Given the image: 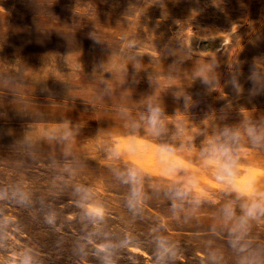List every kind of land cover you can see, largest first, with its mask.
Wrapping results in <instances>:
<instances>
[{
    "label": "rangeland",
    "instance_id": "rangeland-1",
    "mask_svg": "<svg viewBox=\"0 0 264 264\" xmlns=\"http://www.w3.org/2000/svg\"><path fill=\"white\" fill-rule=\"evenodd\" d=\"M212 39L221 42L217 49L200 47ZM149 104L163 111L162 141L192 145L179 155L201 173L197 191L207 203L187 222L173 219L169 201L148 187L168 182L154 140L137 141L152 144L143 157L118 161L107 153L110 145L128 147L129 125ZM262 115L264 0H0V187L22 186L32 198L27 208L0 202V264L25 247L40 264H98L91 253L73 254L89 231L78 218V185L92 187L106 206L104 235L134 236L117 264H154L153 238L162 231L180 249L176 264H207L209 246L222 264H236L225 236L211 232L225 197L194 157L202 132ZM61 123L73 130L67 144L43 135ZM241 156V181L264 182V151L242 146ZM129 162L150 178L135 217L113 174ZM48 212L58 216L54 227L43 221ZM248 240L264 251V222L252 223Z\"/></svg>",
    "mask_w": 264,
    "mask_h": 264
},
{
    "label": "clouds",
    "instance_id": "clouds-1",
    "mask_svg": "<svg viewBox=\"0 0 264 264\" xmlns=\"http://www.w3.org/2000/svg\"><path fill=\"white\" fill-rule=\"evenodd\" d=\"M257 59L259 58H253L254 61ZM204 71L200 69L197 75ZM141 129L143 135L140 134ZM166 132L162 109L149 104L142 121L129 125L125 136L131 141L128 147L121 152L110 145L107 153L118 161L125 157H143L150 151L152 144L146 143L141 146L137 141L142 140L144 135L154 140L156 149L154 159L161 175L168 178V182L166 184L152 182L148 187L153 195L158 197L162 195L169 201L173 219L187 222L207 203L204 196L197 191L200 187L201 173L187 169L179 155L185 147L190 149L192 145L162 141L161 137ZM180 132L182 129L178 128L177 134ZM201 134L204 135V139L194 159L219 186L225 197L218 208L211 232L214 235L225 236L228 246L237 256L236 264H264V251L254 249L248 240L252 223L264 222V182L241 181L244 175L241 171V165L244 163L241 147L264 151V115L259 120H244L240 127L224 125L222 128L214 127L210 133L205 131ZM43 135L50 141L67 144L73 138V130L68 123H61L45 131ZM113 174L115 179L127 188L125 208L134 217L142 215L149 198L145 185L150 179L144 168L129 162L122 168L114 169ZM75 193L78 198L76 201L78 218L88 226L89 231L75 244L73 254L80 260L91 253L98 264H117L120 252L133 247L134 236L129 232H124L122 239L104 235L103 229L108 215L104 203L98 199L92 187L78 185ZM31 199V194L22 186L0 187V202L14 200L17 206L27 208L31 206ZM57 220L55 212L43 215L44 223L50 227L56 226ZM4 226L5 221L0 217V229ZM164 232L154 235L153 238L151 254L154 264H176L180 249ZM0 250H4L2 244ZM204 255L207 264H222L223 254L219 250L209 246ZM9 264H40V261L38 253L33 248L25 247L16 250Z\"/></svg>",
    "mask_w": 264,
    "mask_h": 264
},
{
    "label": "bare ground",
    "instance_id": "bare-ground-1",
    "mask_svg": "<svg viewBox=\"0 0 264 264\" xmlns=\"http://www.w3.org/2000/svg\"><path fill=\"white\" fill-rule=\"evenodd\" d=\"M220 41H218L217 39H212L210 40V44L209 45H203V46H200L202 47L203 49H217L220 45Z\"/></svg>",
    "mask_w": 264,
    "mask_h": 264
},
{
    "label": "water",
    "instance_id": "water-1",
    "mask_svg": "<svg viewBox=\"0 0 264 264\" xmlns=\"http://www.w3.org/2000/svg\"><path fill=\"white\" fill-rule=\"evenodd\" d=\"M203 44H205V45H209V44H210V40H209V41H206V42H204Z\"/></svg>",
    "mask_w": 264,
    "mask_h": 264
}]
</instances>
